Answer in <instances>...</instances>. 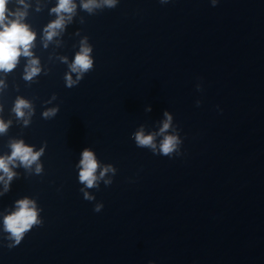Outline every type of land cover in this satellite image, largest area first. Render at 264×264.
<instances>
[{
    "label": "water",
    "instance_id": "water-1",
    "mask_svg": "<svg viewBox=\"0 0 264 264\" xmlns=\"http://www.w3.org/2000/svg\"><path fill=\"white\" fill-rule=\"evenodd\" d=\"M86 2L47 40L58 0H9L35 40L0 71V156L15 141L43 152L0 181V264H264V0ZM82 44L93 66L81 75L70 65ZM141 129L155 149L137 145ZM168 135L180 143L166 156ZM85 149L92 188L79 180ZM25 198L39 223L17 245L4 218Z\"/></svg>",
    "mask_w": 264,
    "mask_h": 264
},
{
    "label": "clouds",
    "instance_id": "clouds-1",
    "mask_svg": "<svg viewBox=\"0 0 264 264\" xmlns=\"http://www.w3.org/2000/svg\"><path fill=\"white\" fill-rule=\"evenodd\" d=\"M20 4H24V0H18ZM215 3V0H213ZM116 0H103V4L108 7L115 6ZM9 0H0V71L10 72L12 71L21 55L25 57H31L32 53L30 49L33 46L35 40V33L32 32L29 26L23 23V18L26 15L25 11L17 9L15 12H10L8 9ZM27 5H25V8ZM76 5L73 0H58V5L54 9L58 18L50 23L45 29L46 39L51 40L57 35V29H62L65 23V17L63 14H68V18L71 19V14L74 13ZM82 7L88 11H92L94 7H101V4L97 0H87L82 4ZM13 17L10 19L9 17ZM91 48L86 44H82L80 52L75 56L73 63L70 65L72 72L83 74L89 71L93 66V60L90 56ZM38 61L32 59L29 61V66L26 69V80H31L33 76L37 75L40 71ZM80 76H78V79ZM67 85L71 87L76 81H73L71 75L66 77ZM2 83V82H0ZM29 103L24 99H17L13 111L18 118L25 116L24 109L29 108ZM56 114V109H50L44 113V116L50 117ZM167 120L163 123V127L160 129L161 133L165 132L171 123V116L165 113ZM27 123V121H25ZM8 125L0 120V133H4L7 130ZM135 141L140 147H151L155 149L154 136L149 134L145 135L143 129L135 133ZM180 141L175 135L165 136L161 145L160 151L163 155H170L177 150ZM11 155L0 156V172L4 175L0 176V181H4L5 187L12 180L15 173L11 170L10 165H14L15 161L19 160L20 163L27 167H31L36 163L39 157L42 155L43 149L40 151H34L32 147L26 146L23 141H15L11 144ZM81 170L79 172V180L85 184L88 188H92L97 182V169L99 167L95 155L92 151L85 149L82 152V159L80 161ZM36 171L39 173L41 167L37 164ZM115 171L111 166L105 167L100 172V178H102L107 172ZM109 183V181H106ZM85 199H92L85 193ZM100 205H97L96 211H99ZM38 213L33 201L25 198L17 201V209L10 215L4 218L5 230L10 233V238L14 239L15 244H19L24 237V234L32 228L33 225L38 224ZM11 247V246H10Z\"/></svg>",
    "mask_w": 264,
    "mask_h": 264
}]
</instances>
